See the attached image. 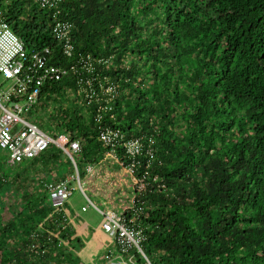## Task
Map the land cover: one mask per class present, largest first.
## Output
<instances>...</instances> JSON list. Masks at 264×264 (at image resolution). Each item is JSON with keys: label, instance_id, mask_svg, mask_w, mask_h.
Segmentation results:
<instances>
[{"label": "trees", "instance_id": "trees-1", "mask_svg": "<svg viewBox=\"0 0 264 264\" xmlns=\"http://www.w3.org/2000/svg\"><path fill=\"white\" fill-rule=\"evenodd\" d=\"M0 5L29 50L50 47L55 62L67 63L48 10L30 0ZM62 8L79 50L113 57L102 71L118 83L116 124L157 139L155 163L137 170L130 196L143 208L138 224L151 263L264 264V0H63ZM75 85L67 78L47 86L46 113L35 115L48 113L82 141L84 175L105 148L67 95ZM1 152L0 264H86L81 230L95 228L69 216V204L54 207L47 180L12 208ZM60 153L50 145L15 164L14 177L54 168Z\"/></svg>", "mask_w": 264, "mask_h": 264}, {"label": "built area", "instance_id": "built-area-1", "mask_svg": "<svg viewBox=\"0 0 264 264\" xmlns=\"http://www.w3.org/2000/svg\"><path fill=\"white\" fill-rule=\"evenodd\" d=\"M30 1L49 11L61 57L67 59V63L55 62L56 53L50 47L29 50L12 29L0 5V74L11 82L0 97V148L8 153L9 164H17L55 145L68 156L74 172L44 182L52 205L62 211L74 196L73 183L77 182L88 202L82 206V211L92 207L99 213L101 229L119 254L126 257L118 264H138L136 253L152 264L142 247L146 235L138 224L143 208L130 196L135 194L132 177L137 170L144 168L148 172L155 163L157 139L149 133L129 136L116 124L118 83L102 71L113 57L95 56L77 48L73 40L75 24L63 15V0ZM67 78H74L76 83L74 88L65 87L67 95L82 105L83 114L94 123L97 139L105 148L104 158L98 164H88L84 175L80 173L77 160L83 151L82 141L73 139L55 123L52 126L56 132L51 135L36 123V118L28 116L46 113L40 108V97L47 86ZM49 94L52 92H46ZM68 218L64 216L65 220ZM104 257L109 259L110 254Z\"/></svg>", "mask_w": 264, "mask_h": 264}, {"label": "rangeland", "instance_id": "rangeland-1", "mask_svg": "<svg viewBox=\"0 0 264 264\" xmlns=\"http://www.w3.org/2000/svg\"><path fill=\"white\" fill-rule=\"evenodd\" d=\"M27 11H29L30 13L33 14L32 8L28 9ZM11 85V82L9 80H6L1 74H0V97H2V95L9 89ZM3 100V99H2ZM0 115H1V109H0ZM25 117L28 118V116L31 117H35L36 118V123L39 124L44 130H46L48 133H50L51 135H54L56 132V129L52 126V123H54L53 119L50 118V115L47 114H42V117L40 116H36L34 114L31 115H25ZM54 149H58L55 145H53ZM59 150V149H58ZM2 151V150H1ZM0 151V152H1ZM78 162H79V166L81 168V170H83V167L85 164H83L81 162V158L82 157H77ZM56 166L53 167H49V166H44L43 164L37 166L33 171L32 174L29 176H22V178L20 180L16 179L14 176L17 174L16 173V169L14 170V165L15 164H8L7 165V169L8 171H12V178L13 182L10 185V189L12 190V193L10 192V194H8L9 200H10V205L12 206V208H14L15 210L18 209V199H20L22 197V195H25L26 193L32 192L34 189L37 188V186L40 188L41 186V181L42 180H53L54 178L60 176L62 177L63 175H70L72 172H74V168L68 158V156L66 154H64L63 152L59 154L58 158H57V162L55 163ZM75 185L76 188V192L74 194L73 197H71L70 202L72 205V210L76 211L83 216V218L86 220V222L89 223L90 226H92L93 228H97L99 227V224L101 222V216L99 215V213L92 207H90L88 209V211H82V206L83 205H87L88 202L87 200L83 197V195L81 194V192L78 189V185L77 182L73 183ZM93 200H95L94 197H92ZM86 230H83L82 235H84V237L86 238L85 243H89L90 239L92 237H87V233ZM100 234V236H99ZM95 236H99L100 238L92 243H98L99 244V248L97 249V262H94V260L92 261V263L97 264L100 259H99V255H102L105 252V248L109 247L110 243L112 241H108V238H105V233L100 232V230H95ZM109 245V246H108ZM86 246V245H85ZM90 246H92V244H90ZM80 254L83 255V257H90V260L92 259V257L95 255V252H91L88 250H81ZM105 255V254H104ZM136 260H138V256L136 255Z\"/></svg>", "mask_w": 264, "mask_h": 264}, {"label": "crops", "instance_id": "crops-1", "mask_svg": "<svg viewBox=\"0 0 264 264\" xmlns=\"http://www.w3.org/2000/svg\"><path fill=\"white\" fill-rule=\"evenodd\" d=\"M1 154L5 157V158H7V163H8V157H7V155H8V153L6 152V151H2L1 152ZM9 164V163H8ZM20 180V179H19ZM69 204H71V202L69 203ZM69 210H70V212L71 213H73V214H79L78 212H77V210L76 211H74V210H72V208H71V205H69ZM80 215V214H79ZM73 217V216H72ZM85 220V219H84ZM85 222H86V220H85ZM88 225H89V223L88 222H86ZM90 226V225H89ZM90 227H92V226H90ZM86 228H83L81 231L83 232V230H85ZM98 229L100 230V232H102V233H104L103 232V230L101 229V227H100V224H99V227H98ZM97 228H95V230H98ZM82 234V233H81ZM99 236H100V234H99ZM99 236H95V232H92V234H88V238L89 237H92L91 239H90V241H89V243H86V246H83L82 247V249L81 250H88V251H90V253L91 252H95V255L92 257V259L90 260V257H83V255H82V259H83V261H85L86 262V264H94V263H92V261L94 260V262H97V259H96V257L95 256H97V252H96V250L99 248V244H97V243H92V242H94V241H96L97 239H99L100 237ZM107 237V235L105 234V238ZM108 238V237H107ZM92 241V242H91ZM108 241H112L110 238H108ZM90 244H92V246H90ZM110 245V246H109ZM108 246L109 247H106L105 248V252L102 254V255H99V259H100V261L97 263V264H118V263H120V262H122V261H124L125 260V258L126 257H124V256H122L121 254H119V252H118V250H117V248H116V246H115V244L113 243V241L109 244ZM106 253H109L110 254V258L109 259H107L106 257H104L105 255L104 254H106Z\"/></svg>", "mask_w": 264, "mask_h": 264}]
</instances>
